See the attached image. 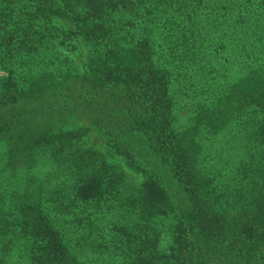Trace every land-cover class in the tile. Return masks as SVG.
Returning a JSON list of instances; mask_svg holds the SVG:
<instances>
[{"label": "trees", "instance_id": "16d2710c", "mask_svg": "<svg viewBox=\"0 0 264 264\" xmlns=\"http://www.w3.org/2000/svg\"><path fill=\"white\" fill-rule=\"evenodd\" d=\"M263 15L264 0H0V264L14 248L16 264H264V28L246 20ZM219 59L241 75L218 79ZM230 123L243 141L218 144Z\"/></svg>", "mask_w": 264, "mask_h": 264}, {"label": "rangeland", "instance_id": "374dc122", "mask_svg": "<svg viewBox=\"0 0 264 264\" xmlns=\"http://www.w3.org/2000/svg\"><path fill=\"white\" fill-rule=\"evenodd\" d=\"M258 1V0H257ZM256 2V1H255ZM261 19H258V21H262V25L260 26H255L252 25L251 22V16L250 19H246L248 21V25L249 27H251L253 30H259L261 28H264V15L263 16H258ZM223 19L226 18H221V20L223 21ZM198 22L199 25L201 27V16L198 17ZM224 28V26H222ZM226 29V28H225ZM220 30V28H219ZM233 32L236 35V31H234V29H229L226 31L228 32V34L230 32ZM219 34V32H218ZM226 38V40H225ZM224 42L225 45L227 47H230L233 50V58L235 57V46H236V39L234 37H225L224 36ZM251 44H256L255 40H251ZM78 49L77 52L73 55L74 60H76V62H82L84 59V52H85V46L84 43L81 40H78ZM215 66L220 70L219 75H221L218 79H227L228 81L231 80H235L236 78H238L241 75V71L238 69L237 66L232 65V64H228V63H224L222 60L219 59V61L215 62ZM0 75H3V71H0ZM187 79L186 77H184V80ZM221 81V80H220ZM222 91V89H221ZM194 93H192L191 91L188 92V97L186 99L183 100V102L181 103V113L184 116L186 114V112H188L189 110L193 109L194 107H192V102L194 100L193 97L195 96H199L201 97V93H198L197 95H194ZM72 123V119L64 121L63 123H61V127H68L70 126V124ZM233 124L230 123L228 126L224 127V129L219 132L217 134V136L214 138V140L218 143V144H223L224 141H230V142H242L243 139L240 138L235 132H231L229 134H226V131L232 129ZM101 137L99 135H97L95 132H91V141L97 143L98 145H101ZM50 162V161H47ZM46 165V167H45ZM48 167V164L46 162H44V164H40V167L36 168L35 171L39 172V174H41V172H44L46 170V168ZM109 232L112 233V226L109 225ZM166 244V239H164L162 242H160V246H165ZM112 250V249H111ZM106 257L99 253L98 255L96 254V256H93L92 254H90V258L93 256V259L96 260L98 263L100 264H117L120 263L119 261V257H116L115 254L112 253V251L105 253ZM20 259L19 258V254L17 252V250L14 248L12 249V251L9 253V255L4 257L3 263L2 264H16L17 260Z\"/></svg>", "mask_w": 264, "mask_h": 264}]
</instances>
